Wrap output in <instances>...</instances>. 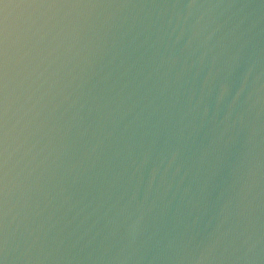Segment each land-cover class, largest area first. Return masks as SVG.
<instances>
[{
	"label": "water",
	"instance_id": "water-1",
	"mask_svg": "<svg viewBox=\"0 0 264 264\" xmlns=\"http://www.w3.org/2000/svg\"><path fill=\"white\" fill-rule=\"evenodd\" d=\"M0 264H264V0H0Z\"/></svg>",
	"mask_w": 264,
	"mask_h": 264
}]
</instances>
